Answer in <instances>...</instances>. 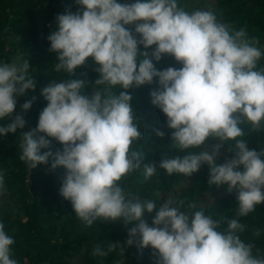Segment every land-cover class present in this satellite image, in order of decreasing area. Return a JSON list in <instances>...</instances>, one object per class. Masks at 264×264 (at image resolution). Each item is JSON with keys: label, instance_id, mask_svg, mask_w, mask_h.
I'll return each mask as SVG.
<instances>
[{"label": "clouds", "instance_id": "obj_1", "mask_svg": "<svg viewBox=\"0 0 264 264\" xmlns=\"http://www.w3.org/2000/svg\"><path fill=\"white\" fill-rule=\"evenodd\" d=\"M77 12L57 15L58 30L47 39L50 51L57 53L55 72H67L85 64L91 57L99 65L95 85H119L123 90L151 84L158 77V88L150 93L151 102L167 117L174 131L172 141L177 149H200L209 137L218 138L210 153L191 152L183 158H162L159 168L168 175L190 176L206 164L210 169L209 185H228L236 192L237 217H246L264 203V149H249L242 124L253 131L264 122V69L257 70L262 52L259 41L248 36L246 28L221 23L211 11L191 13L177 0H135L121 4L118 0H76ZM135 25V31L125 27ZM139 34V39L136 38ZM155 45L151 59L147 51ZM169 54L183 66L157 70L159 61ZM143 57V59H138ZM85 81L67 79L52 81L41 94L47 106L39 115L35 129L21 134L20 160L31 169L47 164L51 151L42 153L53 138L62 145L54 155L51 168L66 169L60 195L71 202L77 218L85 227L95 222L122 221L125 226L137 222L128 231L125 244L99 246L94 256H107L125 246L138 243L140 248L154 250L157 264H264V256H253L252 242L240 234L245 225L238 219L214 220L204 210L188 213L169 198L157 207L156 202L129 199L119 183L141 168L143 156L132 150L133 141L142 137L133 122L132 96L127 91L108 95L107 89L94 90L91 96L81 94ZM29 63H0V135L24 128L22 115L13 113L16 97L34 90ZM34 99V98H33ZM32 101L22 105L31 108ZM157 136L164 133L157 130ZM226 141L230 159L217 164L215 157ZM241 167L243 171H241ZM144 179L156 171L155 164L143 165ZM4 174L0 172V190ZM183 205V201L179 202ZM189 208H196L195 204ZM145 210L156 215L151 226L142 218ZM255 236H260L256 229ZM15 241L0 222V264H18L13 256Z\"/></svg>", "mask_w": 264, "mask_h": 264}, {"label": "trees", "instance_id": "obj_2", "mask_svg": "<svg viewBox=\"0 0 264 264\" xmlns=\"http://www.w3.org/2000/svg\"><path fill=\"white\" fill-rule=\"evenodd\" d=\"M119 3H134L135 0H118ZM178 5L191 13L195 10L213 12L221 23L232 24L239 30L246 28L249 37L256 38V45L262 52L258 61L257 70L264 69V0H177ZM80 8L76 0H0V63H11L13 59L12 45L19 50L18 64L25 60L29 63V75L35 81L34 90H27L24 95L16 97L17 105L13 116L19 114L22 105L32 101L31 108L23 114L27 120L26 129L17 130L16 133L0 135V172L4 174V188L0 190V222L5 225V231L12 236L15 243L12 246L13 256L18 264H157V256L153 249L140 248L138 243L125 246L124 254L120 249L107 256H94L92 250L99 246L107 249L108 243L125 244L128 240V231L135 227L137 222L124 225L122 221L95 222L91 227H85L77 218L70 201L65 200L59 192L66 169L57 167L54 170L51 164L54 155L62 151V145L53 138L45 151H51L53 157L47 164H40L30 168L20 160L21 134L35 129L38 125L39 115L47 106V101L41 94L42 89L52 81L60 82L67 79L85 81L81 94L91 96L94 90L107 89L108 95H118L120 91H127L131 96L134 123L137 125L142 137L133 141L132 150L139 151L143 156L141 168L127 175L119 183L124 188L129 199L139 197L141 201H154L159 207L167 199L177 201L181 211L194 213L204 210L206 215L214 220H221L220 230L227 228V219H238L244 224L245 231L240 234L244 242H252L253 256H264V203L256 206L254 212L246 217H237L238 201L236 192H228L211 205L202 204L206 193L218 187L209 185L210 169L204 164L199 171L185 176L180 173L168 175L166 170L159 168L162 158H175L199 152L211 141L218 138L209 137L200 149L181 151L174 145L171 134L174 131L167 125L166 115L151 102L150 93L158 88V77H154L151 84L132 87L123 90L119 85H95L100 73L99 65L89 57L85 64L77 67L70 76L67 72H55L57 53L50 51V42L47 37L58 30L57 15L67 11L73 13ZM135 31V25L125 26ZM139 39V34H136ZM155 45L145 49L138 45L140 52L151 53ZM143 59V57H138ZM157 70L169 67L176 69L183 65L169 54H163L159 61L153 59ZM34 98V99H33ZM10 122L0 120V126ZM249 149L260 151L264 149V122L259 130L253 131L250 124L241 125ZM164 133L157 136L156 131ZM223 144L222 154L215 157L217 164H223L231 158L228 145ZM155 164L157 171L148 180L144 179L143 165ZM243 171V168L240 169ZM191 178L188 184L183 182ZM227 186V184H223ZM221 186V185H220ZM183 201L180 206L179 202ZM195 204L196 208H189ZM156 210L148 213L146 210L143 219L151 226ZM256 229L260 236H255Z\"/></svg>", "mask_w": 264, "mask_h": 264}, {"label": "rangeland", "instance_id": "obj_3", "mask_svg": "<svg viewBox=\"0 0 264 264\" xmlns=\"http://www.w3.org/2000/svg\"><path fill=\"white\" fill-rule=\"evenodd\" d=\"M199 0H192L193 3H197ZM210 9H207L206 11H208ZM219 22H221L220 18H217ZM9 48L12 50V53H13V59H12V62H17L19 61L18 59V54H19V50H15V48L10 45ZM19 114L23 116L24 120H25V126H24V129H26L27 127V120L23 114V111L22 109L19 110ZM222 142L220 141H211L210 143H208L205 147H204V150L206 151H209L210 153L215 149L216 145L217 144H221ZM223 149H224V146L222 144V146L220 147L219 149V153L218 155L222 154L223 152ZM217 155V156H218ZM192 179L189 177L188 179H186L183 184H188ZM228 187L227 186H224V185H221V186H218L216 187L215 189L213 190H210L206 193L204 199H203V202L202 204L204 206H209L211 205L213 202H215L217 199H219L220 197L224 196V195H227L228 194Z\"/></svg>", "mask_w": 264, "mask_h": 264}]
</instances>
